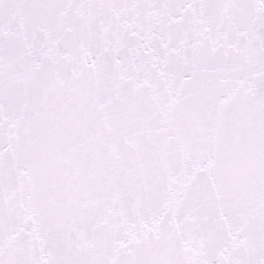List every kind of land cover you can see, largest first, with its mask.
I'll return each instance as SVG.
<instances>
[{"label": "snow or ice", "instance_id": "6c2138e0", "mask_svg": "<svg viewBox=\"0 0 264 264\" xmlns=\"http://www.w3.org/2000/svg\"><path fill=\"white\" fill-rule=\"evenodd\" d=\"M0 264H264V0H0Z\"/></svg>", "mask_w": 264, "mask_h": 264}]
</instances>
